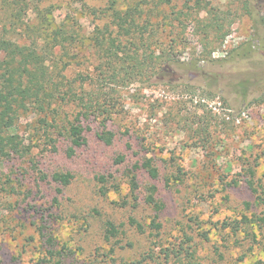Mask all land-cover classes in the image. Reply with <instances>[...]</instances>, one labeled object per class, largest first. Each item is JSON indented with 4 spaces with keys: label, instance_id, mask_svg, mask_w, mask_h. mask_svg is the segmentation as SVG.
Instances as JSON below:
<instances>
[{
    "label": "rangeland",
    "instance_id": "1",
    "mask_svg": "<svg viewBox=\"0 0 264 264\" xmlns=\"http://www.w3.org/2000/svg\"><path fill=\"white\" fill-rule=\"evenodd\" d=\"M185 1L173 0V11L184 10ZM207 1L236 18L229 32L215 41L209 28L212 14L205 11L183 30L166 20V35L158 39L164 44L174 40L178 62L151 78L146 74L116 87L101 100L106 105L113 96L115 101L105 123L115 133L111 145L98 140L101 127L91 122L85 144L67 157L68 142L53 152L39 139L35 113L19 116L15 132L32 147L23 156L0 161V264H37L47 237L62 251L64 264H104L111 247L113 256L124 261L153 250L165 264L163 249L176 251L183 234L192 237L189 251L194 255L188 262L182 252L183 264H264V26L256 22L264 18V0H249L255 22L236 1ZM81 4L104 7L103 0L40 4L52 6L56 22L76 21L84 44L63 58L71 62L69 78L93 75L101 63L88 44L94 26L106 21L84 15ZM34 16L27 13V25H33ZM74 113L67 109V120ZM119 155H126L122 164L114 162ZM144 158L154 160L160 175L156 185L164 209L157 233L147 229L154 216L143 203L147 176L138 174L136 203L126 176ZM55 172L72 175L60 195L51 180ZM178 174L181 182L174 185L172 177ZM101 176L106 183L98 181ZM165 179L172 186L164 187ZM249 179L255 193L246 184ZM129 218L146 232L137 233L127 224ZM108 221L119 226V233L106 240ZM167 261L182 264L172 257Z\"/></svg>",
    "mask_w": 264,
    "mask_h": 264
},
{
    "label": "trees",
    "instance_id": "2",
    "mask_svg": "<svg viewBox=\"0 0 264 264\" xmlns=\"http://www.w3.org/2000/svg\"><path fill=\"white\" fill-rule=\"evenodd\" d=\"M43 1L0 0V161L30 152L32 143L25 145L15 132L19 116L27 112L37 115L38 137L53 152L57 151L61 142L66 141L69 146L65 154L67 157L73 156L75 150L85 144V133L90 130L91 122H98L101 127L98 140L104 145H111L115 133L108 130L105 123L111 118L110 109L115 101L113 96L106 100V105L101 100L115 93L116 87H126L146 74L151 78L178 62L175 59L174 40L164 44L158 39L166 35L168 25L165 21L176 22L177 28L183 30L189 20H196L195 16L205 11L208 15L212 14L214 19L209 27L214 40L222 41L236 20L229 13L214 10L207 0L185 1L184 10L178 11L172 9L173 0H103L102 9L81 4L84 15L106 21L102 27L94 26L88 44L101 63L93 75L78 73L69 78L67 73L72 68L71 62L63 58L68 57L70 49L83 46L82 37L76 21L64 19L56 22L52 18V6L40 7ZM233 1L237 2L242 12L250 17L253 15L249 0ZM189 2L192 4L189 5ZM29 11L35 15L32 26L24 20ZM256 22L264 26V18ZM107 87L110 89L104 90ZM67 109L75 112L71 120H67ZM124 150L128 153L132 150L128 141ZM125 158L126 155H119L114 162L122 164ZM249 171L253 176V171ZM139 172H143L149 181L145 186L143 203L154 212L147 229L157 233L161 229L159 214L164 209L156 185L159 170L152 158H144L127 170L130 196L135 203L138 199ZM39 176L42 180L45 178L40 173ZM51 180L57 185L55 193L60 195L62 188L71 183L72 175L55 172ZM98 181L106 183L107 179L101 176ZM178 182H181L179 174L172 177L174 185ZM246 184L252 192H256L251 179ZM170 186L169 179H165L164 187ZM105 191L102 189V194ZM127 224L137 233L146 232V227L133 218H129ZM41 230L40 236L43 237ZM118 233V225L110 221L105 223L106 240L116 237ZM191 242L192 237L183 234L176 251L164 248V263L168 264L167 260L171 257L182 263V252L188 262L192 260L194 255L189 251ZM44 244L47 246L44 256L37 264H64L62 251L54 249L50 237L45 239ZM114 252L111 247L104 253V264H162L160 254H155L153 250L129 261L115 258Z\"/></svg>",
    "mask_w": 264,
    "mask_h": 264
}]
</instances>
